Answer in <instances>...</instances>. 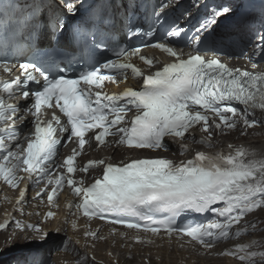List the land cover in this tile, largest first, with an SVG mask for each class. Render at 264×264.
Listing matches in <instances>:
<instances>
[{
    "label": "snow or ice",
    "instance_id": "obj_1",
    "mask_svg": "<svg viewBox=\"0 0 264 264\" xmlns=\"http://www.w3.org/2000/svg\"><path fill=\"white\" fill-rule=\"evenodd\" d=\"M83 6V0H50L51 14L42 16L50 40L55 37L58 43L59 37L69 31V21L75 20ZM169 7V0H159L153 10V30L145 33L141 26L134 25L127 35L154 37L156 24L162 26V21H167ZM233 11L223 4L209 8L207 20L215 23ZM189 17L190 13L183 19ZM207 20L201 22L197 33L208 30ZM182 33L186 46L189 39L199 44L207 40L205 37L200 41L196 34L189 37L188 30L177 21L172 22L165 36L178 37ZM176 43L171 40L150 45L173 58L150 73L131 62L133 56L139 55L149 68L154 65V59L140 55L137 47H117L112 50L116 59L90 63L73 73L75 78L66 77L60 65L53 72L35 62L23 63L19 65L21 75H14V65L0 64V69L9 74L7 79L0 78V181L15 189L23 179L20 173H27L34 185L45 183V190L37 196L46 194L49 203L66 183L80 197L76 208L82 209L85 217L110 218L112 223L153 234H182L206 249L232 238L235 224L264 208V158H256L255 153L242 146L228 145L214 154L197 151L192 159L179 163L166 157L137 158L115 165L104 159L89 160L79 171L101 169L102 175L86 187L83 181L72 178L85 146H103L108 137L117 146L129 149L167 151L165 138L173 142L192 139L213 148L216 145L211 137L217 131L264 124V118L256 119L257 114L264 117V71L233 69L218 57L206 58L199 51L185 53L169 46ZM256 49L264 57V34L259 35ZM70 67L71 64L65 65ZM129 75L141 79L142 87H128L111 95L103 91L106 81L117 83L118 77L127 81ZM20 96L27 101L23 106L10 102ZM56 109L63 114V121ZM48 110H52L50 119L45 118ZM128 113L132 116L128 117ZM17 120H27L30 127L22 130ZM196 131L208 135L197 140ZM65 134L66 142L78 147L61 160L58 148ZM188 151L182 144L180 153ZM47 186H53L50 192H46ZM24 194L21 191V198ZM218 204L221 206L213 207ZM207 212L215 216L207 224L177 223L182 214ZM46 215L54 216L51 211ZM15 223L21 233L30 230L34 239L46 241L47 234L38 226ZM3 227L6 230L8 225ZM246 234L247 231L236 230L232 235L238 238ZM8 251L0 249V264H13ZM239 253H243L238 256L240 261L256 264L253 258L257 253L244 246H235L223 254ZM86 261L87 257L79 264ZM15 264L36 262L24 258Z\"/></svg>",
    "mask_w": 264,
    "mask_h": 264
},
{
    "label": "bare ground",
    "instance_id": "obj_2",
    "mask_svg": "<svg viewBox=\"0 0 264 264\" xmlns=\"http://www.w3.org/2000/svg\"><path fill=\"white\" fill-rule=\"evenodd\" d=\"M228 4L227 5L229 7L233 6L234 1L229 0ZM132 6V1L127 2L126 0H111V2L104 6L101 3L97 2L95 8L99 11V14L103 15L107 25L113 22V25L118 28V31H116V33H120L123 21L129 20L130 18V10L132 9ZM108 13H110L109 16L107 15ZM203 14L204 12L201 11V15ZM241 28L244 29L245 27L241 26ZM233 33L234 34L230 36L236 35L235 32ZM223 36L226 38L230 37L228 34H224ZM184 51H186V49ZM145 55L151 56L154 59V65L151 68H149V66L141 61L139 59V56H134L131 59V62L135 66L140 67L145 73L160 70L165 64L171 62L173 59L167 53H160L157 50L146 52ZM154 56L159 57V60L155 59ZM250 60L251 59L249 58L248 61H245L244 63L241 62L237 66L246 67L247 69H252L254 71H264L263 66L257 64H253V66L250 65ZM117 80V83H109L105 87V90L109 93H113L115 91L121 92L123 90H126L128 87L139 88L142 84L141 79L134 78L131 75H129V79L127 81H122L120 78ZM10 102L21 106L27 103V101H20L19 97L11 100ZM21 114L23 113H18V115ZM16 123L17 126L22 130H26L30 127L27 120H22L21 122H18L17 120ZM260 133H264V130L257 129V127L255 126L246 128L242 125H238L237 129L232 131L225 130L223 133L219 131L213 133L211 141L214 145L223 146V144L221 143H224L232 144L233 146H242L255 153L256 158H264V137L259 138ZM204 134L206 136L208 135L207 133ZM240 137H242L243 139L239 140ZM185 144L194 148L193 150H189L186 154L182 155L180 153V147L175 143L169 144V146L173 148V151L169 154H157L150 153L148 151L127 150L123 146H117L113 142H109V144L100 149V151H96V146L93 143L88 147V149H86L87 151L82 159V162L79 165V168H82L89 160L99 159H104L115 165L119 164L121 161L129 162L131 159L137 158L166 157L174 160V162L176 163H179L181 160L186 161L188 159H192L197 151L214 154L217 150L216 146V149L213 150L204 149L202 146L195 143L191 144L190 142H186ZM56 174L58 175L59 171ZM20 175L23 177V179L19 182V186L15 189L10 185H5L3 181H0V243L1 245H3L8 241H15L22 239L23 237L28 238L33 236V233L30 230L21 233L20 229L15 223L16 221H19L21 226L36 225L42 232L47 231L49 233L47 234L46 241L39 242L38 245L40 247L36 249L34 247L31 250L19 249L16 254L13 253L15 254V256H22L30 252L34 253V256H42L44 261L48 262L46 261V258L50 256V253H45L42 251L43 246L46 243L52 242V248L62 246L63 249L72 252L71 255L70 253H66L65 251H59L58 253H55V256L53 257L54 264H79V262L85 257H87L86 264H91V260L100 264H114L116 263V261L113 260V257L110 255V251L108 252V248L113 246L115 248L117 247L118 250L119 248H122V250L124 249L126 253H130L127 255L126 253H124L125 251H121L124 253V255L126 254L127 256H134V254L131 252L137 254L138 252L136 253V251L139 247H145L148 250H144V252H150L152 254L150 258L153 261V264H165L171 255L174 256L177 255V253H181L183 255L184 260L187 262V264L190 263H188V259H197L196 262H194V264H196L199 258L201 260H205V262L207 263L210 261H215L217 259L204 257L205 254H210L215 252V250H219V253H217V255H223L226 257L227 255L223 253L231 252L235 248L234 245L230 244L228 248H221L220 246L215 245L210 249H206L203 246H200L198 243L191 242L189 238H186L177 233H172L170 235L165 233L153 234L151 232L129 229L127 227H118L98 220L86 219L78 213V210L76 208V205L80 202V197H77L74 194L73 189L66 183L64 184L63 188L57 193L56 197H54L53 202L49 203L46 194L40 197L37 196V193L45 190V183L40 182L39 186H36L31 181V183L29 184V187L31 188L30 192H28L25 199L19 204L18 202L22 200L20 193L22 184L25 180L22 172L20 173ZM101 175V169H89L87 173L78 170L75 174H72V178L76 181H83V186L86 187L93 183L95 178H99ZM51 187L53 186H47L46 192H50ZM49 211L53 212V218L47 217L46 214ZM263 213L264 211L260 212V214L262 215L260 216V218H264ZM4 225H8L6 230L3 227ZM239 228L240 226L236 230H238ZM251 228L252 226L250 225L249 228L244 229L250 232ZM89 233H95L96 235L92 236L89 235ZM36 235H39V233H37ZM248 236L250 238H248L244 242L239 243L237 246H244L247 251L251 250V252H253L255 248H252L251 246L258 245L259 242L263 241V236L260 234L252 235L250 233L248 234ZM65 237L67 238L65 239ZM132 248L137 250L132 251ZM47 250L45 249V251ZM82 250H84V253L81 254L78 258H75L76 252ZM13 254H8V256L14 258L15 256ZM241 254L243 253H239L238 255ZM99 255L104 258L102 259L103 261L97 258V256ZM126 255L125 258L129 260ZM155 257H160L161 260L155 261V263ZM121 259L123 260L124 258ZM121 259L120 261H122ZM38 260H40V258H38ZM172 260L173 262L178 263L180 257H172ZM220 260L222 261V259ZM226 260H228L227 262L225 261L228 264H237L231 259ZM13 262L15 263L14 260ZM45 262H43L42 264H45ZM125 262L127 263V261ZM240 263L243 262L240 261Z\"/></svg>",
    "mask_w": 264,
    "mask_h": 264
},
{
    "label": "rangeland",
    "instance_id": "obj_3",
    "mask_svg": "<svg viewBox=\"0 0 264 264\" xmlns=\"http://www.w3.org/2000/svg\"><path fill=\"white\" fill-rule=\"evenodd\" d=\"M257 128H264V127H257ZM237 132V131H236ZM261 137H264V133H260V136H259V138H261ZM256 138V137H255ZM240 139H242V138H240ZM263 215H264V213H263ZM258 216H259V218H260V216H262L261 214H258ZM264 217V216H263ZM262 219H264V218H262ZM39 225V224H38ZM43 233H46V234H48L49 232H47V231H44ZM32 237V238H31ZM31 237H28V238H25V237H23L22 239H19V240H15V241H8V242H6V243H4L3 245H1V243H0V249H4V250H8V249H10V251H8V254L9 255H11V254H13V253H15L16 254V252L19 250V249H22V250H24V249H27V248H29V249H32V248H34L35 247V249L36 248H38V247H40L38 244H39V242H41L40 240H37V239H34L33 238V236H31ZM66 238V237H65ZM47 240V239H46ZM55 241H56V239H55ZM55 241H53V242H55ZM52 242L50 243V242H48V243H46L44 246H43V251L42 252H45V253H50V258L51 259H53L54 260V256H55V253H57L56 251H57V248L58 247H55V248H52ZM218 244H220V245H223V246H230V244L231 243H218ZM239 243H235V246H237ZM35 245H38V246H35ZM145 246V245H144ZM147 246H149V245H147ZM141 248V249H140ZM45 249L47 250V251H45ZM58 250H62L61 248L60 249H58ZM120 250V251H119ZM119 250H118V248L116 247H110V248H108V252L110 251V255L113 257V260H115L116 261V263H114V264H129L130 262H132V263H130V264H153L152 262V260H151V258H150V256H152V254L150 253V252H148V253H146V252H144V250H148L147 248H145V247H139L138 248V250L137 249H131L132 251H136V253L137 254H135L134 252H131V253H133L134 254V256H137L138 257V259H137V257H134L133 255H130V256H127L128 254H130V253H126V251L123 249L122 250V248L120 249L119 248ZM141 250V251H140ZM121 251H125L124 253H126L125 255L129 258V260L127 259V258H125V255H124V253L123 252H121ZM219 250H215V252H218ZM62 252V251H61ZM116 252V253H115ZM66 253H69V252H66ZM79 253V252H78ZM141 253V254H140ZM214 253V252H213ZM15 254H13L14 256H15ZM31 253H26L25 255H16L15 257H16V260H23L22 258H27L30 262L31 261H35L36 262V264H42L43 262H45L44 261V259H43V257L42 256H33L32 254L30 255ZM210 254H212V253H210ZM71 255V254H70ZM119 255V256H118ZM123 255V256H122ZM146 255V256H145ZM216 255H217V253H216ZM26 256V257H25ZM79 255H77L75 258H77ZM133 256V257H132ZM180 257V260H179V262L178 263H175V262H173V260H172V257ZM221 256H223V255H221ZM15 257L13 258V257H10V259L13 261H16L15 260ZM22 257V258H21ZM36 257V258H35ZM101 256L99 255V256H97V258H99V260H102V259H104V258H100ZM120 257V258H119ZM204 257H209V258H215V257H212V256H210L209 254H205L204 255ZM225 257V256H224ZM13 258V259H12ZM20 258V259H19ZM31 258V259H30ZM38 258H40V260H38ZM121 258H124L123 260L121 259ZM156 259L154 260V262L155 261H159V260H161L160 259V257H155ZM171 258V259H170ZM170 258L167 260V262L165 263V264H187V262L184 260V257H183V255L181 254V253H177V255H174V256H170ZM217 258V257H216ZM215 258V259H216ZM120 259L122 260V261H120ZM137 259V260H136ZM220 259H222V258H217L215 261H210V262H205V260H201L200 258H199V260H198V262L196 263V264H201V261H202V264H228V263H226L228 260H226V259H222V261L220 260ZM131 260V261H130ZM170 260V261H169ZM196 260L197 259H188V263L189 264H194V262H196ZM39 261V262H38ZM103 261V260H102ZM119 261V262H118ZM125 261H127V263L125 262ZM129 261V262H128ZM181 261V262H180ZM216 261H218V262H216ZM226 261V262H225ZM192 262V263H191ZM222 262V263H221ZM52 264V262H50V261H48V262H45V264ZM156 263V262H155ZM164 263V262H163ZM237 264L239 263V264H245L244 262L243 263H240V260H238V262H236ZM13 264H15L14 262H13ZM91 264H95V263H91ZM235 264V263H234Z\"/></svg>",
    "mask_w": 264,
    "mask_h": 264
}]
</instances>
